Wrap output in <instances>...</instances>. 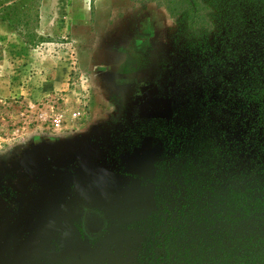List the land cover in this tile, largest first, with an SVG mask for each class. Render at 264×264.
Listing matches in <instances>:
<instances>
[{"label":"rangeland","instance_id":"obj_1","mask_svg":"<svg viewBox=\"0 0 264 264\" xmlns=\"http://www.w3.org/2000/svg\"><path fill=\"white\" fill-rule=\"evenodd\" d=\"M36 1L18 9L28 29L36 28L33 39L0 13V180L27 150L44 146L49 161L39 156V170L16 186L17 202L0 198V264H83L66 244L80 223L58 176L63 169L78 175L84 157L93 197L116 211L123 207L109 215L104 250L98 241L86 249L93 264L231 263L236 239L262 226L213 212L212 224L194 226L201 233L192 236V224L174 212L173 190L161 192L167 212L150 218L156 165L170 166L179 146L170 144L173 123L190 124L222 98L216 84L206 88L190 41L152 0H95L92 9L91 0H39L34 7ZM256 48L259 60L263 50ZM220 113L227 112L206 111V117L216 122ZM17 169L16 178L25 170ZM177 222L184 233L167 237L159 262V232Z\"/></svg>","mask_w":264,"mask_h":264},{"label":"trees","instance_id":"obj_2","mask_svg":"<svg viewBox=\"0 0 264 264\" xmlns=\"http://www.w3.org/2000/svg\"><path fill=\"white\" fill-rule=\"evenodd\" d=\"M94 2L90 1L91 9ZM152 2L166 11L190 41V48L200 56L196 65L207 77L206 88L217 85L222 98L211 101L206 111L217 113L221 109L227 113H220L216 122H210L205 111L184 127L173 123L174 138L170 144L179 146L170 166L168 162L156 165V211L151 217L160 214V209L161 214L167 212L161 192L173 190L174 212L180 221L192 224L189 227L192 236L201 233V229L197 230L201 222L212 224L210 218L218 217L213 212L225 211L229 222L252 220L262 229L237 238L233 261L225 259L223 264H264V0ZM25 3L26 0H19L1 5V20L22 26L25 36L33 39L36 28L29 30L28 22L21 21L23 14L18 11ZM33 21H38L36 8ZM256 46L263 50L258 53L259 60L253 56ZM222 126L227 131H222ZM181 191L183 202L178 200ZM233 214L237 217L233 218ZM182 229V223L177 222L159 232V261L166 256L160 247L167 237L179 236L184 233Z\"/></svg>","mask_w":264,"mask_h":264},{"label":"flooded vegetation","instance_id":"obj_3","mask_svg":"<svg viewBox=\"0 0 264 264\" xmlns=\"http://www.w3.org/2000/svg\"><path fill=\"white\" fill-rule=\"evenodd\" d=\"M48 155L49 152L44 146H38V148L31 149L25 151L21 156L17 157L12 163L13 166L11 169L6 170V181L3 182L0 180V198L5 200L7 203H15L17 202V197H16V186L18 182V177H15V173H17L16 169L17 167L21 166L23 169H25L23 172H36L39 170L38 168L42 165L41 163V158L39 156H43L45 163L48 164ZM15 167V168H14ZM71 175L72 177V171L68 169H63L61 170L59 176H58V183L62 187L63 194L65 195V200L69 203V206L72 208L73 215L75 216L76 219H78V222L80 223L79 227V234L80 237L83 240V243H85V246H88V249H90L92 246H94L97 241H99L102 237L105 236L106 230L109 228V209L112 211L114 210L113 207H106V205L101 202L96 200L95 198L93 200H85L78 196L76 193L72 191L71 184H67L69 182V176ZM18 176V175H17ZM17 181V182H16ZM11 182H15L14 187L12 188ZM62 200V199H61ZM153 201V206L155 207L156 211V206L154 202V197L152 198ZM131 202V201H126V203ZM104 206L102 208L101 206ZM117 207V211L119 209H122L123 207L115 205ZM154 211V212H155ZM152 212V214L154 213ZM150 215V218L152 216ZM98 217H101L104 220L105 227H103L101 234L95 235L93 234L90 230L95 226L94 222ZM83 252V251H82ZM85 254L89 253L85 249ZM159 256V255H158ZM83 263H85V260L81 258ZM160 262V261H159Z\"/></svg>","mask_w":264,"mask_h":264},{"label":"crops","instance_id":"obj_4","mask_svg":"<svg viewBox=\"0 0 264 264\" xmlns=\"http://www.w3.org/2000/svg\"><path fill=\"white\" fill-rule=\"evenodd\" d=\"M89 150H90V147L88 148V152H87L88 154H89ZM79 164H80L81 168L78 170V175L76 174V170L74 172L72 171L71 183H69V184H71V188H72L73 192H74V189H77L76 194L78 196H80L81 198H83L85 200H93L94 199V197H93L94 196V189H93V186L90 185L91 182H90V177H89L90 176V171H89L90 159L84 157L79 161ZM27 173L28 172H23V173H21V176H20V174L17 176L19 178L21 177V179L23 180V182L22 181L17 182L18 188L19 187L21 188V186H23V183H24V185H26V181L24 180V178L29 177ZM18 181H20V179ZM46 196H47L46 200H48V195L46 194ZM39 197L41 198V200L45 199L44 196L39 195ZM101 207L104 208L103 205ZM119 211H120V209L118 211H116L114 209L113 211L110 212V215L115 216V214H119ZM48 231H49V229H48ZM70 237H71L70 240H69V237L66 239V241H67L66 244H68L69 246H73V249H74L73 251L75 252V253H73V256L83 258L85 260V263H83V264H93L92 257L89 255V253H87V254L84 253L85 249H88V246L87 247L85 246V243H83V240L80 237V234L76 228L73 229V233L70 235ZM98 242L100 243L99 244L100 248L104 250V246L107 243L106 238L102 237ZM80 244H82V247H80ZM103 250H101V251L103 252Z\"/></svg>","mask_w":264,"mask_h":264},{"label":"water","instance_id":"obj_5","mask_svg":"<svg viewBox=\"0 0 264 264\" xmlns=\"http://www.w3.org/2000/svg\"><path fill=\"white\" fill-rule=\"evenodd\" d=\"M68 181L69 182H67V184L71 183V175L69 176ZM94 224H95V226L90 231L97 236V235L101 234L103 227H105V223L101 217H98L96 219V221L94 222Z\"/></svg>","mask_w":264,"mask_h":264}]
</instances>
